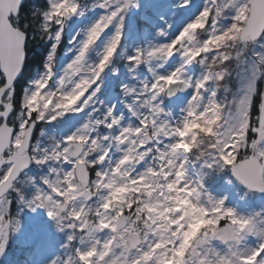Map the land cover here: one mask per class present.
Here are the masks:
<instances>
[{
    "label": "snow or ice",
    "instance_id": "obj_1",
    "mask_svg": "<svg viewBox=\"0 0 264 264\" xmlns=\"http://www.w3.org/2000/svg\"><path fill=\"white\" fill-rule=\"evenodd\" d=\"M0 264H264V0H0Z\"/></svg>",
    "mask_w": 264,
    "mask_h": 264
},
{
    "label": "rangeland",
    "instance_id": "obj_2",
    "mask_svg": "<svg viewBox=\"0 0 264 264\" xmlns=\"http://www.w3.org/2000/svg\"><path fill=\"white\" fill-rule=\"evenodd\" d=\"M229 203L230 204H232V203L236 204L239 202H238L237 198L233 195V197ZM261 203H262V199L257 197V198H254V199L248 201L247 203H242L240 205V210L241 211H248V210L253 209V208H259Z\"/></svg>",
    "mask_w": 264,
    "mask_h": 264
},
{
    "label": "trees",
    "instance_id": "obj_3",
    "mask_svg": "<svg viewBox=\"0 0 264 264\" xmlns=\"http://www.w3.org/2000/svg\"><path fill=\"white\" fill-rule=\"evenodd\" d=\"M18 91H19V85H18Z\"/></svg>",
    "mask_w": 264,
    "mask_h": 264
}]
</instances>
